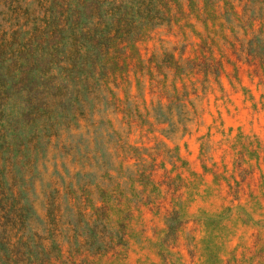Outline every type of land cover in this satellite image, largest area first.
Masks as SVG:
<instances>
[{
  "label": "rangeland",
  "instance_id": "rangeland-1",
  "mask_svg": "<svg viewBox=\"0 0 264 264\" xmlns=\"http://www.w3.org/2000/svg\"><path fill=\"white\" fill-rule=\"evenodd\" d=\"M255 1L244 10L240 0H159L175 7L163 23L128 33L118 22L96 51L81 16L69 47L56 49L98 71L102 125L144 130L118 139V161L101 176L78 182L77 222L39 264H264V0ZM72 82L69 102L55 104L69 116ZM22 99L6 100L10 135Z\"/></svg>",
  "mask_w": 264,
  "mask_h": 264
},
{
  "label": "trees",
  "instance_id": "trees-1",
  "mask_svg": "<svg viewBox=\"0 0 264 264\" xmlns=\"http://www.w3.org/2000/svg\"><path fill=\"white\" fill-rule=\"evenodd\" d=\"M254 2L240 0L244 10ZM174 10L159 0H0V53L5 56L0 64V264H39L59 229L77 222L70 218L69 203L78 182L101 176L118 161V139L125 142L129 134L138 139L144 130L134 122L130 127L102 125L98 71L78 69L69 62V48L56 47H69V31L77 30L81 16L87 20L86 47L96 51L118 22L130 24L129 33L131 25L143 21L163 23L166 12ZM69 77L78 90L72 93L71 116L65 104L61 110L55 107L69 102ZM79 77L87 79L81 91ZM55 88L61 101L53 104L49 95ZM12 94L23 97V107L10 135L14 123H6L4 115ZM177 104L185 114L187 104Z\"/></svg>",
  "mask_w": 264,
  "mask_h": 264
}]
</instances>
